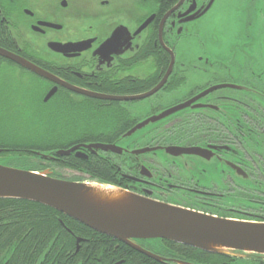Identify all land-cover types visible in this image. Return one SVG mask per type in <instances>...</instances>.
<instances>
[{
    "label": "flooded vegetation",
    "instance_id": "obj_1",
    "mask_svg": "<svg viewBox=\"0 0 264 264\" xmlns=\"http://www.w3.org/2000/svg\"><path fill=\"white\" fill-rule=\"evenodd\" d=\"M0 50L58 80L0 54V157L54 176L63 157L99 159L112 183L137 194L264 222V0H0ZM39 109L96 121L67 147L85 158L56 156L49 144L23 138L20 120ZM76 239L77 253L87 240ZM3 242L0 264H20ZM136 243L174 262L157 241ZM134 257L102 247L75 264H134L127 262Z\"/></svg>",
    "mask_w": 264,
    "mask_h": 264
},
{
    "label": "water",
    "instance_id": "obj_2",
    "mask_svg": "<svg viewBox=\"0 0 264 264\" xmlns=\"http://www.w3.org/2000/svg\"><path fill=\"white\" fill-rule=\"evenodd\" d=\"M3 54L30 70L58 82L49 72L31 62L15 57L6 51ZM55 93L52 89L46 98ZM182 105L178 109L185 107ZM152 118L151 120H156ZM149 120L126 133L132 135ZM93 148L118 151L116 144H91ZM69 149L52 151L56 156L78 157L87 154ZM191 152V150L189 151ZM99 183V182H98ZM123 191L117 198L105 195L86 186L84 181L61 179L51 176L50 170L32 171L0 164V198L29 200L52 207L92 230L112 237L134 250L163 262L160 255L140 246L137 240H168L187 245L204 252L251 259L264 256V222L244 221L221 217L183 206L152 199L120 187ZM176 264H199L175 260ZM40 264V263H39Z\"/></svg>",
    "mask_w": 264,
    "mask_h": 264
},
{
    "label": "trees",
    "instance_id": "obj_3",
    "mask_svg": "<svg viewBox=\"0 0 264 264\" xmlns=\"http://www.w3.org/2000/svg\"><path fill=\"white\" fill-rule=\"evenodd\" d=\"M31 141L33 144L44 142L49 144L51 149L67 148L70 145V141L53 140L50 142L48 138L46 141ZM58 166L84 171L98 181L111 183L109 166L99 159H91L87 162L76 159L74 156L63 157ZM31 168L37 170L40 169V166ZM0 217L5 221L4 224L0 225V243L7 240L3 243L11 244L10 249H13L14 252V248L17 246L16 243L19 242L18 251L14 254L12 252V261L16 258L20 264H41L48 259H61L62 263L66 264L67 256L71 254H75L74 256L77 259L73 263L72 261L69 262V264H75L79 260L85 261L86 254L87 256L92 255L102 247L106 249V253L119 255V257L134 255V262L128 259V263L164 264L138 253L112 237L92 230L56 209L40 203L20 199H0ZM77 237L85 238L87 241L80 242V250L76 253ZM51 241L52 243H50ZM163 243L165 249L161 255L174 260H186L199 264H236L237 260H244L250 261L249 264H264V256L255 255L251 259H245L212 254L167 240H163ZM91 261L95 262L92 258H89L86 263L91 264ZM172 264L176 263L172 262Z\"/></svg>",
    "mask_w": 264,
    "mask_h": 264
},
{
    "label": "rangeland",
    "instance_id": "obj_4",
    "mask_svg": "<svg viewBox=\"0 0 264 264\" xmlns=\"http://www.w3.org/2000/svg\"><path fill=\"white\" fill-rule=\"evenodd\" d=\"M14 78L15 77H12L11 79ZM60 108L56 106L55 110H58ZM29 111L27 109L24 115H28ZM39 112L40 116H23V121L20 120V123L22 122L23 138H30V140L39 139L40 141H46L47 136H50L54 141L66 142L70 141L73 138L83 136L86 132L90 133V131H93L94 127H96V121L93 122V118L70 117V115L65 110H61L59 112L55 111V115L53 117L45 115V112H42V109H39ZM0 164L14 167L17 169H26L32 167L30 164L26 162H20L19 160H16L14 158L0 157ZM68 168L60 167L56 170L63 178L66 179L88 180V177L86 175L82 174L81 172L79 173L80 170H76L73 168H71L73 169L71 170ZM157 242L159 243V241ZM161 244L164 246L163 242ZM237 261L238 262L236 264L250 263V261L244 260Z\"/></svg>",
    "mask_w": 264,
    "mask_h": 264
},
{
    "label": "clouds",
    "instance_id": "obj_5",
    "mask_svg": "<svg viewBox=\"0 0 264 264\" xmlns=\"http://www.w3.org/2000/svg\"><path fill=\"white\" fill-rule=\"evenodd\" d=\"M86 186L92 187L96 189L99 192H103L105 195L111 193L113 194L112 198H117L119 194L123 191L120 186L110 183V182H97L95 180L93 181H84Z\"/></svg>",
    "mask_w": 264,
    "mask_h": 264
}]
</instances>
